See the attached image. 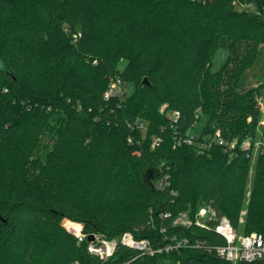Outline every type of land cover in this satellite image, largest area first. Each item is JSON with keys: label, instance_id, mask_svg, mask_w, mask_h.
<instances>
[{"label": "trees", "instance_id": "16d2710c", "mask_svg": "<svg viewBox=\"0 0 264 264\" xmlns=\"http://www.w3.org/2000/svg\"><path fill=\"white\" fill-rule=\"evenodd\" d=\"M263 45L264 0H0V264H232L175 220L211 205L264 235V150L241 149L264 141L262 94L241 91ZM113 78L133 92L105 100ZM127 232L163 251L88 252Z\"/></svg>", "mask_w": 264, "mask_h": 264}, {"label": "built area", "instance_id": "2783aa9c", "mask_svg": "<svg viewBox=\"0 0 264 264\" xmlns=\"http://www.w3.org/2000/svg\"><path fill=\"white\" fill-rule=\"evenodd\" d=\"M238 10H254V6L251 4H236ZM81 33L73 34V40L77 41L81 38ZM116 95H123L122 91V81L118 78H113L111 81V85L107 93L105 94V100H109L111 97ZM260 106L262 103L258 100ZM171 119L173 121H177L180 114L179 112H173L170 114ZM264 124V121H263ZM142 130H145L144 126H140ZM159 138H154L153 147L160 143ZM185 142L188 144H194L195 135H189ZM212 142H216L217 144L224 146L226 152H231L234 150L237 142H226L220 135V132L216 133L215 138ZM205 145V144H201ZM203 147V146H201ZM251 148L254 149L252 163L256 161V156L259 151L264 150V141L259 139L253 142L251 139H245L241 143V149L244 151H249ZM167 179L162 181H158L156 184L158 187L163 188ZM250 192L248 193V197ZM244 212L242 216H244ZM243 222V217L241 219ZM175 224L183 225L186 227H190L192 224H195L197 227L207 230H213L219 236L224 239V244L218 245L215 247L217 253L226 261L232 264L238 263H255L264 260V235L260 233H252L249 235H239L237 231L232 227L229 219L226 216L218 213L214 207L211 205H203L201 206L194 219H191L187 213L180 214L176 220ZM79 242H83L87 237L80 233H76ZM93 240L88 243V252L92 255L98 256L101 260L107 261L111 256H113L118 245L126 246L130 249L137 251L140 254H149L154 255L156 253H161L163 250H155L152 248V245L147 239H136L131 233H124L120 239L108 240L102 234H93ZM182 243H187L186 240ZM181 243L176 247H180ZM175 246H167L165 248L166 251L173 249ZM74 264H80L79 262H75Z\"/></svg>", "mask_w": 264, "mask_h": 264}, {"label": "rangeland", "instance_id": "374dc122", "mask_svg": "<svg viewBox=\"0 0 264 264\" xmlns=\"http://www.w3.org/2000/svg\"><path fill=\"white\" fill-rule=\"evenodd\" d=\"M227 57H228V52L224 49H219L217 53L215 54V56L213 57L212 70L217 71L225 63V61L227 60ZM125 65H126V62H122V64L119 67L120 70H123ZM250 89H255L262 94L261 96H259L258 100L262 103V106H260L261 112L263 115L261 124L264 125L263 124V121H264V45L260 47L256 60L246 72L245 80L242 85L241 91H246ZM133 90H134V86L132 83L122 81L123 95L129 96L133 92ZM168 117H171V115L169 114ZM204 124H205V119H201V121H199L197 125L193 128V130L191 131V134L195 135L196 137H199L201 129L204 127ZM238 234L242 235L241 232H239ZM122 236L123 235H121V237Z\"/></svg>", "mask_w": 264, "mask_h": 264}, {"label": "water", "instance_id": "95a60500", "mask_svg": "<svg viewBox=\"0 0 264 264\" xmlns=\"http://www.w3.org/2000/svg\"><path fill=\"white\" fill-rule=\"evenodd\" d=\"M144 84L148 85V81H147V79H144ZM89 240L92 241V240H93V236H90V237H89Z\"/></svg>", "mask_w": 264, "mask_h": 264}, {"label": "crops", "instance_id": "0c3cea01", "mask_svg": "<svg viewBox=\"0 0 264 264\" xmlns=\"http://www.w3.org/2000/svg\"><path fill=\"white\" fill-rule=\"evenodd\" d=\"M244 213H246V212H244ZM245 215V214H244Z\"/></svg>", "mask_w": 264, "mask_h": 264}]
</instances>
